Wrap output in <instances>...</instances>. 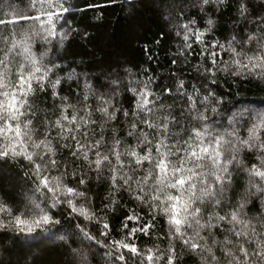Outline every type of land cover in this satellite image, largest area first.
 Instances as JSON below:
<instances>
[{
	"label": "snow or ice",
	"instance_id": "obj_1",
	"mask_svg": "<svg viewBox=\"0 0 264 264\" xmlns=\"http://www.w3.org/2000/svg\"><path fill=\"white\" fill-rule=\"evenodd\" d=\"M127 3L135 15L143 0ZM155 3L177 39L171 64L195 74L172 71L159 91L149 69L64 71L90 40L77 13L107 5L0 0V173L29 185L20 204L0 187V242L52 241L30 264H264V100L241 95L264 86V0ZM94 183L107 185L99 205Z\"/></svg>",
	"mask_w": 264,
	"mask_h": 264
},
{
	"label": "trees",
	"instance_id": "obj_2",
	"mask_svg": "<svg viewBox=\"0 0 264 264\" xmlns=\"http://www.w3.org/2000/svg\"><path fill=\"white\" fill-rule=\"evenodd\" d=\"M13 2L23 8V0H13ZM81 3L107 6L77 13L76 19L83 21L80 27L83 28L87 25L90 40L78 41L70 47L69 55L60 62L65 72L74 68L77 72L92 71L96 73L98 72L97 65L102 63H110L113 67L122 64L132 68L133 71L140 72L149 69L144 75L154 78L153 86L158 91L164 86L172 85V78L169 75L172 71H177V75L182 76L186 81L192 80L194 73L183 75L179 62L175 66L171 64L177 39L172 33L167 14L159 10L155 0H143V3L137 6L135 15L129 14L127 0H116L115 3H109L108 0H81ZM232 16L231 11L225 12L224 20L221 21V32L226 33V30L231 28L230 18ZM161 32L164 34L162 38L159 37ZM158 38L159 43H153ZM145 45H147V50H145ZM74 87L75 85H73ZM242 88L244 91L241 92V95L246 96L249 100L257 102L264 100V86L258 87L255 82H251L244 83ZM173 99L174 97H166L165 103H172ZM125 106H127V99ZM0 187L10 193L14 204H20L22 194L29 185L17 173H11L9 176L0 173ZM91 187L92 195L96 197L95 203L99 205V197L103 196L107 185L94 183ZM118 199L127 206V209L134 207V201L127 193L119 194ZM122 215L123 212L118 208L115 215L110 216V221L113 224H118V219ZM66 219V217L62 218L61 222L64 223ZM156 224V233L162 234L166 231L164 220L161 217H157ZM8 235L12 237L14 234L9 233ZM21 239L23 238L21 237ZM138 243H149V239L140 237ZM11 244L10 238L0 242V261H3V264H26V261L30 264L32 252H41L44 247L51 250L53 242L47 241L43 245H37L32 249V252H29L23 245H17L10 252L6 251L5 249Z\"/></svg>",
	"mask_w": 264,
	"mask_h": 264
}]
</instances>
